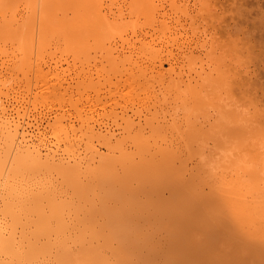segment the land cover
I'll list each match as a JSON object with an SVG mask.
<instances>
[{
    "label": "bare ground",
    "instance_id": "6f19581e",
    "mask_svg": "<svg viewBox=\"0 0 264 264\" xmlns=\"http://www.w3.org/2000/svg\"><path fill=\"white\" fill-rule=\"evenodd\" d=\"M216 1L26 0L19 8L0 0V264H264V110L251 111L253 96L236 80L248 76L253 48L235 31L228 44L209 45L187 23L191 12L214 22ZM90 37L110 44L102 57L115 84L158 83L138 89L149 96L117 103L138 116L124 118L120 133H101L96 118L63 123L64 110L40 105L73 94L46 81L42 52L54 40L85 50ZM223 84L225 96L215 91ZM235 89L244 100L227 101ZM169 98L211 108L160 119ZM122 132L120 148L146 132L162 141L135 145L139 158L126 159L88 139L109 146Z\"/></svg>",
    "mask_w": 264,
    "mask_h": 264
},
{
    "label": "rangeland",
    "instance_id": "374dc122",
    "mask_svg": "<svg viewBox=\"0 0 264 264\" xmlns=\"http://www.w3.org/2000/svg\"><path fill=\"white\" fill-rule=\"evenodd\" d=\"M255 1L258 2L256 3ZM8 2L12 6L17 5V7L22 8L23 5L26 3V0H8ZM257 4L261 6V8ZM255 5L259 7L258 8L259 10L256 8ZM235 6L237 7L235 8ZM235 9H237V11ZM232 10L235 12V13L233 12L234 14L232 13ZM254 10L258 12V15L256 14V12H254ZM209 11L211 12L212 15L218 16L217 18L214 16V20L216 19L214 22L212 16L207 15L206 18H204L203 16L200 17L196 16V12H191V16H189L187 20L188 27H190L189 33L191 34L192 37L194 36L196 39L198 38V40L200 41L206 40L207 44L209 45L213 42L214 43L219 42V45L220 42L224 41L225 43L229 36L231 37L233 36L234 38V33H235V38L240 37L242 42H244L246 46L248 45L247 47L249 48V51H252L253 48L252 53L254 55H252V53L250 54V52L248 51H246L247 53L245 51L243 52V54L246 53L245 54L246 56H248L249 53L251 55L248 56L249 58L252 57L250 61L248 57L243 55V57L245 56L244 58L247 59V62H249L248 65L247 64L246 65L248 67V71L250 70L249 71L250 75L248 74V76H245V73H243V76H245V78L248 80L246 81L244 77L240 78L238 76H236L237 77L236 80L245 82L246 83L245 86L247 87V94L249 93L250 96H253L252 100L254 101L255 104H252L251 111L254 110L259 111V109L264 110V57H263L264 54H262V52L264 51L263 49L264 31L260 29V26H262L261 28L264 29V22L261 19H259V18L263 19L264 17V0H217L216 3H214V6L211 7ZM239 11H241V13L243 12L244 13L240 15ZM236 12L238 13V15ZM69 13H67L68 14L67 17L72 16V14ZM258 20H260L259 23ZM253 24L255 26H253ZM235 25L236 26L238 25L239 27H241V29H239V27H236ZM254 27H256L255 29L257 32L255 31V29H253ZM250 28H252V30ZM258 28L260 29V31ZM233 31L235 32L233 33ZM243 36L244 37L247 36V37L244 38ZM258 36L260 40H258L257 38ZM231 37H229V40L233 39ZM229 40L227 42H229ZM261 40H263V42ZM227 42L225 44H228ZM87 44H88L87 49L79 50L78 49L79 46L78 45H76L75 47L72 46L70 41L60 43V41L54 40L48 46V50L42 52L41 61L42 63L44 62L43 64L45 68L44 71H46V74L48 75L46 81H48L49 84L59 83V82L64 83V86L69 87L70 89L73 90V94L71 93L66 94L61 100L53 96H47L46 98H43L41 100L40 105L43 109H50L53 111H55L56 109H59V111L64 110L65 116L62 119L63 123H65L68 120L67 118L69 117V119L73 121L74 125L78 127V119L82 120L85 125H88L92 123L93 119L96 118L97 122L102 123L101 133L106 134L108 129L115 130L116 132L119 131L120 133L121 131L119 130V128L124 124V120H125L124 118H126L127 116H131V119L134 118L137 121L138 116L133 115L134 111L131 108H128L126 110V113L128 115H122L124 112L116 105L121 103V100H125V99H127L126 101L129 102L131 100L130 98H133V96L141 95L139 93V90L141 91L142 89H147V87L152 88L154 85L157 86L158 83L154 81L153 78H151L149 82L153 83L154 85L146 84L145 79L138 81L137 85L133 84L135 87L133 85L123 86V85L115 84V81H117L118 79V77L115 76L116 72L112 68L108 58L102 57L104 56L105 51L109 50L108 46L110 44L102 45L101 48L100 42H95V40L92 37H90V41H88ZM257 44L258 45L260 44L261 47L260 46L258 47ZM255 45L257 48L254 47ZM259 48L260 51L262 48V52L259 51ZM198 64H200V62ZM168 67L169 66L166 64L165 69H167ZM99 70L102 71V75H101L102 79L100 81H97V75L100 73ZM86 73L87 74L89 73V76L85 77ZM78 75L79 76L82 75L80 76L81 77L80 79ZM148 77L149 76H147L146 78ZM248 81L250 84L247 83ZM245 86H243L244 90H246ZM235 90L237 91L236 92L237 94L234 93L235 96L230 98L226 96L227 101L237 100L240 98L244 100V98H242L243 93L241 92L246 93V91H240L238 89ZM215 91L220 92L223 96H225L226 93H231L229 90V86H226L225 84L221 86L219 85L217 89H215ZM151 94L152 93L149 90L148 92L142 94L141 96L144 97V95L149 96ZM146 98L147 97H145L144 99ZM160 98H162V96H160ZM168 101L169 102L158 112V114L160 115L159 117L160 119L162 116L165 115L166 116L165 119H169L168 121L172 120L171 113H173L175 110L179 112L178 114L179 116L180 115L182 116L183 113L186 112L192 113L194 115L196 114L201 115L203 112H205L207 108H211V106L209 105L207 106L206 104H204L203 107L193 108L190 105L185 106L179 102H174L171 100V98H169ZM159 103H162V100ZM139 104L140 105H138V110L140 109L142 111L141 114H145L149 102L143 101L140 102ZM80 107H84L85 111L79 117L76 116L75 110H78V108ZM200 119H202V117ZM122 136H123V132L117 137V139L116 138L112 139V142L110 141L111 143L109 144V146L106 145L102 137H96V136L95 137L87 136V137L88 139H90V141L93 140L92 143L97 147H99L100 152L105 154L104 156L108 155L114 158L125 157L126 159L139 158V153L137 152L135 145H141L146 142H147L146 144H154L155 141H162L161 140L162 136L158 137L159 135L156 134L151 135L150 132H146L144 133L145 136L144 141L138 142L137 140H135V138L126 137L123 140L122 148H120L118 147V144L120 143L119 141L121 140ZM209 142L210 143L208 147H211L212 141L209 140ZM125 148L127 149L126 153L123 152ZM182 155L186 156L188 154H182ZM189 166L192 167L193 162H190ZM165 194L167 195V192Z\"/></svg>",
    "mask_w": 264,
    "mask_h": 264
}]
</instances>
